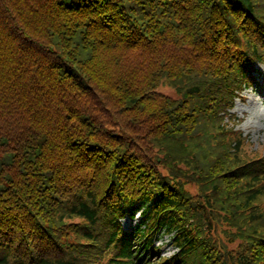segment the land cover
<instances>
[{"label": "trees", "instance_id": "obj_1", "mask_svg": "<svg viewBox=\"0 0 264 264\" xmlns=\"http://www.w3.org/2000/svg\"><path fill=\"white\" fill-rule=\"evenodd\" d=\"M259 64L264 0H0V264H264Z\"/></svg>", "mask_w": 264, "mask_h": 264}, {"label": "rangeland", "instance_id": "obj_2", "mask_svg": "<svg viewBox=\"0 0 264 264\" xmlns=\"http://www.w3.org/2000/svg\"><path fill=\"white\" fill-rule=\"evenodd\" d=\"M259 73L256 76V84L244 89L240 93L241 97L237 98L234 107L229 112L234 115V119L227 115L224 121L228 120L229 125L234 126L236 133H241V137L245 139L244 150L252 151L254 154L262 156L264 160V66L258 65ZM158 90L163 93L174 95L172 89L168 86H159ZM234 137L236 134L231 133ZM142 214L138 211L135 217L128 225L126 219L121 222L127 230L136 227L137 221L140 220ZM161 249L163 256L172 255L176 251V247L170 243L169 235H165L155 242Z\"/></svg>", "mask_w": 264, "mask_h": 264}]
</instances>
